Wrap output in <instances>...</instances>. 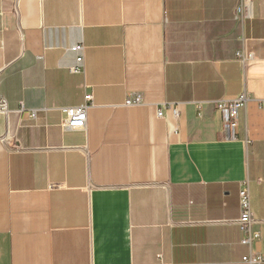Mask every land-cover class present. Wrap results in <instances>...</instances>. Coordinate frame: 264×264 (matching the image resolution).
I'll return each mask as SVG.
<instances>
[{"label": "crops", "instance_id": "1", "mask_svg": "<svg viewBox=\"0 0 264 264\" xmlns=\"http://www.w3.org/2000/svg\"><path fill=\"white\" fill-rule=\"evenodd\" d=\"M250 1L244 16L240 0H0V264L264 255V0ZM242 92L231 138L217 102ZM87 94L86 127L66 129ZM165 103L178 114L159 117Z\"/></svg>", "mask_w": 264, "mask_h": 264}, {"label": "built area", "instance_id": "2", "mask_svg": "<svg viewBox=\"0 0 264 264\" xmlns=\"http://www.w3.org/2000/svg\"><path fill=\"white\" fill-rule=\"evenodd\" d=\"M250 0H240L238 11L241 15H248L250 11ZM73 50H84L83 45H76L73 47ZM237 56L240 57L241 61L244 63L250 62L254 59L253 53H243L238 52ZM79 62H84V54L78 56ZM73 72L80 71L79 67L72 68ZM93 96L87 94L85 96V102L79 106L65 107L63 112L65 113V119L63 121V126L66 129L77 130L84 129L87 125L88 120V111L92 106ZM249 100V95L247 92H242L236 97L230 100H219L217 102V107L223 113L224 117V126L227 134L234 138L237 134V119L239 112L242 108L245 107L247 101ZM144 103L143 97L140 94H134L129 97L126 101L127 106L133 105H142ZM165 108H170L177 115L178 106L174 103H165L158 110V116L163 117ZM25 107L21 108V112L25 111ZM9 105L8 103L0 98V115L8 114ZM29 116L35 118L37 116V110L32 109L29 111ZM239 204L241 209V214L238 219L240 228L244 234L242 242L244 244H251L252 241H255L259 238V233L253 230V216L251 210V197H250V187L247 181H244L240 184L239 188ZM244 262L247 264H262L264 263V255H249L244 257Z\"/></svg>", "mask_w": 264, "mask_h": 264}]
</instances>
